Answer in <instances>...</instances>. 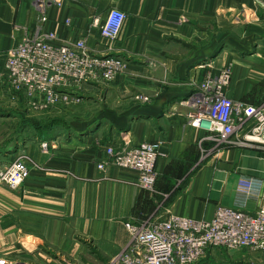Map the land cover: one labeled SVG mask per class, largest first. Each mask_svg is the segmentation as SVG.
<instances>
[{"label": "crops", "instance_id": "1", "mask_svg": "<svg viewBox=\"0 0 264 264\" xmlns=\"http://www.w3.org/2000/svg\"><path fill=\"white\" fill-rule=\"evenodd\" d=\"M111 9L127 14L116 42L100 36ZM35 35L64 45L84 37L93 54L117 56L126 67L113 83L88 86L104 92L109 110L54 130L46 148L25 144L29 178L19 193L0 189V250L15 245L21 255L34 245L78 260L91 247L90 258L105 262L129 243L126 224L151 213L209 220L219 204L245 203L256 213L257 201L240 186L258 182L264 192V149L242 133L232 138L242 144L212 140L189 124L185 102L202 79L229 68L226 95L264 109V0H0V98L10 89L9 51ZM145 143L159 149L155 193L140 189L135 171L99 169L109 146ZM233 255L215 250L209 260L255 264L247 253Z\"/></svg>", "mask_w": 264, "mask_h": 264}, {"label": "built area", "instance_id": "2", "mask_svg": "<svg viewBox=\"0 0 264 264\" xmlns=\"http://www.w3.org/2000/svg\"><path fill=\"white\" fill-rule=\"evenodd\" d=\"M42 1L52 4V0ZM126 19L124 11L111 9L100 26L101 38L116 42ZM56 40L55 35L29 36L9 51L3 76L10 89L40 95L45 106L71 103L80 100L78 91L84 87L113 82L125 70V61L117 56L93 54L84 37L72 45L57 44ZM230 82L227 70L198 84L185 102L189 124L206 131L216 142L242 144L232 140L242 133L254 147L264 149V109L229 98L225 89ZM135 99L150 102L145 95H136ZM158 158L159 149L154 143L110 146L98 167L104 170L114 165L135 171L140 189L155 193ZM29 171L26 163L20 162L5 178L16 187ZM240 190L246 199L257 201L256 213L248 211L246 203L238 207L219 204L209 220L155 214L138 225L128 222L126 228L132 240L102 264H212L209 254L215 250L231 255L244 252L255 258V264H264V192L253 181H244Z\"/></svg>", "mask_w": 264, "mask_h": 264}, {"label": "rangeland", "instance_id": "3", "mask_svg": "<svg viewBox=\"0 0 264 264\" xmlns=\"http://www.w3.org/2000/svg\"><path fill=\"white\" fill-rule=\"evenodd\" d=\"M227 70L231 73L229 68H223L219 70L216 76ZM208 77L212 76H206L202 79V83ZM104 83L106 82H101L98 86H102ZM91 88L86 86L78 91V93H81L79 95V101H73L71 103L62 101L52 106H45L39 95L31 96L24 91L13 89H9V92H6L4 97L0 98V189L3 188L13 193H19L29 178L31 163L24 149L25 144L35 141V143H41L42 147L46 148L49 144L44 141L49 135L55 134L56 131L54 130L68 129L72 121L84 119L83 114L86 112L94 110L97 114H102L104 109L109 110L108 104L103 101L104 92L92 90ZM87 95H93L95 99L102 101L97 105L93 101H89ZM20 162L26 163L30 171L19 185L12 187L8 183V177L5 178V176ZM155 214L151 213L145 219L154 217ZM141 223L134 222L133 224L138 225ZM32 246L31 248L26 246L29 252L25 251L21 255L14 253L16 250L15 245L6 246L3 250H0V261H4L6 264H102L108 261L102 262L91 259V256L96 255L95 248L92 249L91 247L89 248L90 257L83 256L78 260H72L67 257L62 259L63 255L61 254H58L60 255L58 256L47 250L41 251L38 246ZM242 253L238 252L235 254L241 255ZM235 254L232 255L236 257ZM243 255L240 258H243ZM248 256L257 262L252 255Z\"/></svg>", "mask_w": 264, "mask_h": 264}, {"label": "bare ground", "instance_id": "4", "mask_svg": "<svg viewBox=\"0 0 264 264\" xmlns=\"http://www.w3.org/2000/svg\"><path fill=\"white\" fill-rule=\"evenodd\" d=\"M215 213V212H214ZM173 216H175V215H171V216H168V217H164V218H169V217H173ZM181 217V216H180Z\"/></svg>", "mask_w": 264, "mask_h": 264}]
</instances>
